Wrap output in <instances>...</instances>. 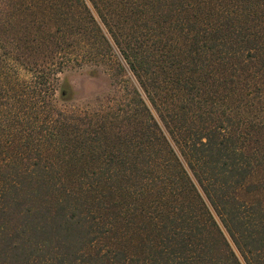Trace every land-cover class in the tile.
<instances>
[{
  "label": "trees",
  "instance_id": "1",
  "mask_svg": "<svg viewBox=\"0 0 264 264\" xmlns=\"http://www.w3.org/2000/svg\"><path fill=\"white\" fill-rule=\"evenodd\" d=\"M92 4L101 24L85 0H0V76L29 60L42 124L34 148L0 160V264H264V206L239 197L264 171V0ZM21 10L42 31L25 49ZM115 48L140 89L54 103L62 70L118 75Z\"/></svg>",
  "mask_w": 264,
  "mask_h": 264
},
{
  "label": "rangeland",
  "instance_id": "2",
  "mask_svg": "<svg viewBox=\"0 0 264 264\" xmlns=\"http://www.w3.org/2000/svg\"><path fill=\"white\" fill-rule=\"evenodd\" d=\"M85 2L100 22L96 9L92 4V0H85ZM36 15V11L21 10L14 16L13 34L18 38L20 36H25V38L21 39V41L24 40V44L20 46L22 49H25V45L27 44H33L27 43V41L35 43L37 41V37L40 38V33L42 31L40 28H38L39 24L35 23L33 18ZM35 18L37 21L38 17ZM26 24L31 26V28H29L30 31L26 29L27 27L25 28ZM101 26L105 30L104 26ZM33 35L35 36L34 41L31 40ZM115 51L118 55V59L124 66L123 70H121L116 76L110 74V71L103 69L95 71L94 74H90L87 67H77L72 69L67 68L58 72L57 74L59 78L52 94L54 103L62 109L79 112L90 109L94 106L105 107L106 103L112 104L114 102L121 101L123 99L124 92V87L122 86L123 79L129 80L132 84L140 89L136 78L128 68L127 63L120 55L117 48H115ZM27 64H29V60H26L25 58L7 60L3 67V75L0 76V83L3 82L2 84H5L4 90L0 92V160L2 158L12 157L11 154L15 152L20 154V149L24 146L26 141H28V144L32 148H34L36 142H38V129L42 126V124H40L38 121L40 118V106L35 104L29 109L26 106L28 103L32 104L34 102L40 104L41 98L39 99L33 95L28 96L30 94V91H28L29 83L33 82L32 80H34L35 76L40 74H38L36 70H33L32 67H30V65L28 66ZM10 82H12L14 85V89L8 87ZM61 84H64L67 88L66 97L61 96ZM142 95L144 96V92ZM147 103L150 106L152 112L157 115L156 110L148 100ZM26 120H31L32 123L27 124ZM159 121L163 131L169 138L174 149L179 154L185 166L188 168L186 159L184 158V155L182 154L181 149L176 142L178 133H175V138L168 132L166 126L161 122V120ZM31 129H33V131ZM25 150L26 151H23V154H28L29 151L27 148ZM51 154L52 152L50 153L49 150L46 151V155ZM263 173L264 171L260 170V172L256 174L254 173L251 177V183H253L255 186V190L252 191V193L247 189L246 185L243 186L242 190L239 189L240 198L246 197L253 200L258 198L261 200L264 206ZM242 262L243 264H246L243 260Z\"/></svg>",
  "mask_w": 264,
  "mask_h": 264
}]
</instances>
